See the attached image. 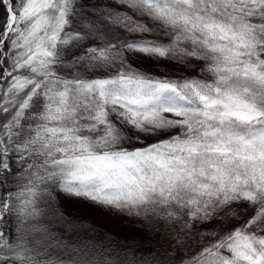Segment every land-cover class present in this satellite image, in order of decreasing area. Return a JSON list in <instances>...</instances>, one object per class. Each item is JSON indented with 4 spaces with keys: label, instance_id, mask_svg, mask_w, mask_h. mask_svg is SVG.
Here are the masks:
<instances>
[{
    "label": "snow or ice",
    "instance_id": "obj_1",
    "mask_svg": "<svg viewBox=\"0 0 264 264\" xmlns=\"http://www.w3.org/2000/svg\"><path fill=\"white\" fill-rule=\"evenodd\" d=\"M0 264H264V0H0Z\"/></svg>",
    "mask_w": 264,
    "mask_h": 264
}]
</instances>
